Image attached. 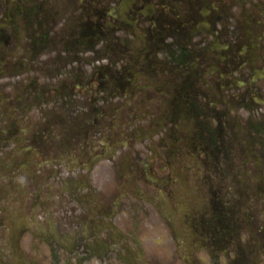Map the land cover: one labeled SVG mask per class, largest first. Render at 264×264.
I'll return each mask as SVG.
<instances>
[{
	"label": "flooded vegetation",
	"instance_id": "1",
	"mask_svg": "<svg viewBox=\"0 0 264 264\" xmlns=\"http://www.w3.org/2000/svg\"><path fill=\"white\" fill-rule=\"evenodd\" d=\"M103 158L133 187L150 178L130 211L171 232L172 264L256 248L264 264V0H0V195L23 184L39 209L101 225L122 213L114 192L48 194L43 176L65 159L78 182ZM35 231L20 238L54 254Z\"/></svg>",
	"mask_w": 264,
	"mask_h": 264
},
{
	"label": "rangeland",
	"instance_id": "2",
	"mask_svg": "<svg viewBox=\"0 0 264 264\" xmlns=\"http://www.w3.org/2000/svg\"><path fill=\"white\" fill-rule=\"evenodd\" d=\"M32 115L38 116V114L35 111L32 113ZM63 162H64L63 165L65 166L64 168L68 169V164L65 161H63ZM62 170H64V169H62ZM63 176H65V175L63 174ZM146 178L148 181H150L149 177H146ZM0 183L3 185H6V183L2 182L1 180H0ZM135 190H136L135 193L137 194L138 197H146V193L144 191H142L141 188H139V189L136 188ZM117 192H119V197H120L122 194V190L119 189ZM118 203H119V201H118ZM1 205H2V201H0V207H1ZM3 206L7 211H10V217L15 216L19 220L18 222H16V224L24 223L26 225H30V224L33 225L35 223L37 224V222H40V219H39L40 213L37 210L36 211L32 210L31 206L25 207V209L28 212L21 210L20 207L17 204H15L14 202H11L8 204L4 201ZM75 210H76V214H80V212L77 209H75ZM49 212L53 213L52 211H49ZM20 213L24 214L23 218L21 219L22 222L19 219V216H21ZM263 219H264V214H259L258 219H257V223L263 224V222H264ZM59 223H60V221H59ZM116 224H118V222H116ZM118 226H119V224H118ZM8 227L9 226H7V228ZM143 227H145L144 223L141 225L140 229H142ZM66 229H69L68 225H66ZM121 229L126 230L125 228H121ZM57 230L59 231L58 228H57ZM81 232H82V228L73 229V230H69V231H59L60 234H65L67 236V238L70 240H72L74 238V236L80 235ZM137 232H139V230H137ZM247 234H248V232H247ZM158 235H159L160 242H153V238L147 239L145 237V239L144 238L141 239V242H142L143 247H144V251L146 253L149 252L150 247H147L149 245L156 250L157 254H161L163 252V250L166 247L164 244H166L167 235L164 232H160V233H158ZM100 237H103V235H101ZM132 238H133V236H132ZM134 240H136V239H134ZM168 242L170 243L171 241L169 240ZM20 247L22 248V245H21V243L18 242V239H17V241L14 242L12 240L11 236H7V234L5 233L4 226H3L2 222L0 221V264L1 263L2 264H17L16 258L11 257L13 255V253L20 256V258L24 262L23 264H38L35 260H31L28 257H26L28 254H31L29 251H21ZM37 247H38V249H40L41 244H39ZM138 248H139V246H138ZM138 248L136 247V249H135V246H133L132 250H134L136 252L138 260L140 261V264L141 263L142 264H156L154 261H152L151 258L149 259L146 256V254L142 253V251H138ZM30 250H32V247L30 248ZM21 254H23L24 257ZM4 256H7L8 263H7V260H5L6 258ZM29 256L32 257L33 254H31ZM1 257H3L4 260ZM256 257H257V254L253 253V258L250 259L251 262L248 264H261V261L263 258L259 257L256 260ZM46 258H47V256H46ZM166 260L167 259H164L163 261L166 262ZM163 264H165V263H163Z\"/></svg>",
	"mask_w": 264,
	"mask_h": 264
}]
</instances>
